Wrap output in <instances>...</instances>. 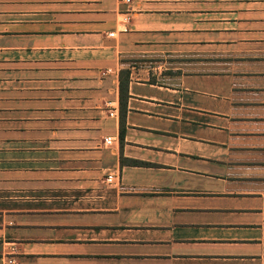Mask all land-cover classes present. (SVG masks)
I'll return each mask as SVG.
<instances>
[{"label": "crops", "instance_id": "obj_1", "mask_svg": "<svg viewBox=\"0 0 264 264\" xmlns=\"http://www.w3.org/2000/svg\"><path fill=\"white\" fill-rule=\"evenodd\" d=\"M0 264H264V0H0Z\"/></svg>", "mask_w": 264, "mask_h": 264}, {"label": "built area", "instance_id": "obj_2", "mask_svg": "<svg viewBox=\"0 0 264 264\" xmlns=\"http://www.w3.org/2000/svg\"><path fill=\"white\" fill-rule=\"evenodd\" d=\"M125 2H130V0H123ZM108 143H110V140L107 141ZM110 179V178H109Z\"/></svg>", "mask_w": 264, "mask_h": 264}, {"label": "trees", "instance_id": "obj_3", "mask_svg": "<svg viewBox=\"0 0 264 264\" xmlns=\"http://www.w3.org/2000/svg\"><path fill=\"white\" fill-rule=\"evenodd\" d=\"M135 163H137V164H138L139 162H135Z\"/></svg>", "mask_w": 264, "mask_h": 264}]
</instances>
